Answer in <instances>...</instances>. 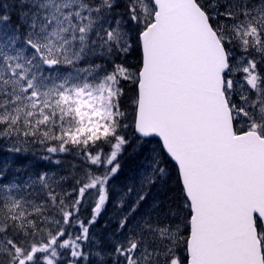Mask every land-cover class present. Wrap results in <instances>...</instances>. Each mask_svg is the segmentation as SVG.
I'll use <instances>...</instances> for the list:
<instances>
[{
    "label": "snow or ice",
    "instance_id": "obj_1",
    "mask_svg": "<svg viewBox=\"0 0 264 264\" xmlns=\"http://www.w3.org/2000/svg\"><path fill=\"white\" fill-rule=\"evenodd\" d=\"M0 264H264V0H0Z\"/></svg>",
    "mask_w": 264,
    "mask_h": 264
},
{
    "label": "trees",
    "instance_id": "obj_2",
    "mask_svg": "<svg viewBox=\"0 0 264 264\" xmlns=\"http://www.w3.org/2000/svg\"><path fill=\"white\" fill-rule=\"evenodd\" d=\"M0 155H4V154L0 153Z\"/></svg>",
    "mask_w": 264,
    "mask_h": 264
}]
</instances>
